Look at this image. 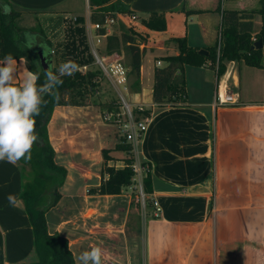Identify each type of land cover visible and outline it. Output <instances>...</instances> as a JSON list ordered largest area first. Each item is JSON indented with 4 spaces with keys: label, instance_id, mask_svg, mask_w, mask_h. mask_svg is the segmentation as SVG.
Segmentation results:
<instances>
[{
    "label": "crops",
    "instance_id": "obj_1",
    "mask_svg": "<svg viewBox=\"0 0 264 264\" xmlns=\"http://www.w3.org/2000/svg\"><path fill=\"white\" fill-rule=\"evenodd\" d=\"M8 1L25 18L37 21L52 44L55 38L58 46L66 40L75 17L84 18L92 42L94 35L96 44L103 43L91 28L89 0ZM116 1L132 16L117 15L114 33L129 36L128 45L135 46L132 57L139 54L141 70L140 89H131L129 77L125 90L134 108L142 105L150 113L137 145V159L150 168V207L139 200L136 185L120 195L98 193L109 178L103 151H110L108 167L125 166L126 154L115 150L123 138L120 121H112L114 115L106 111L101 117L108 114L105 122L119 131L107 128L94 116V104L56 107L47 129L56 162L66 169L67 177L58 203L45 214L49 233L67 241L76 264H81L79 254L93 246L102 248V264H225L224 246L241 240L255 241L264 251V69L228 62L219 78L210 64L187 66L185 97L175 105L159 106L155 90L166 77L164 58L179 53L172 39H186L189 46L201 50L213 46L221 24V14L216 12L219 0ZM260 1L223 0L222 8L251 11L260 7ZM182 5L187 12L205 13L177 12ZM152 14L164 15L165 30L143 24ZM131 31L137 36H131ZM258 31L255 17L254 34ZM108 34L113 31L108 29ZM97 56L106 62L119 61L128 73L131 69L125 53ZM63 62L58 56L52 66L58 69ZM17 63L14 83L19 84L27 66L24 60ZM220 86L234 96L236 105L215 107ZM23 183L18 162L0 161V264L36 260L33 228L20 198ZM8 194L17 196L16 207L9 205ZM155 202L161 209L158 217Z\"/></svg>",
    "mask_w": 264,
    "mask_h": 264
},
{
    "label": "trees",
    "instance_id": "obj_2",
    "mask_svg": "<svg viewBox=\"0 0 264 264\" xmlns=\"http://www.w3.org/2000/svg\"><path fill=\"white\" fill-rule=\"evenodd\" d=\"M89 4L91 8L90 22L92 25L100 26V29L96 30V35L103 37L98 55L113 56L125 53L131 68L128 73V77L132 79L131 89L139 90L141 76L139 54L137 53L133 58L131 52L135 46L128 45V35L119 36L116 33L109 35L107 27V22L115 20L117 15L132 16V12L123 3L116 0H89ZM2 5H8L11 12L5 14ZM222 5L223 0H219L216 12L221 14V24L218 27L216 43L205 48L208 56L200 55L201 49L189 46L186 39H172L177 45L179 53L177 56L164 58L168 64L166 77L163 82L158 83L155 90V102L159 106L175 105L185 97V67L187 66L203 67L210 64L209 67L216 71L219 78L224 75L228 62H238L250 68L264 69V50H252L255 42L262 40L264 44V0L260 1L258 9L251 11L224 10ZM176 11L184 12L187 15L205 13V11L187 12L184 5ZM256 16H260L262 25L259 32L254 34ZM24 21L23 13L15 11L8 0H0V59L10 53L16 60H24L29 71L41 73L37 82L39 85L44 82V69L39 52L43 53L47 63L52 66L55 51L52 42L39 23L30 27L24 25ZM143 24L155 31H163L166 28L165 18L162 14H152L148 20L143 21ZM66 32V40L58 46L57 55L64 62H76L80 66V70L72 76L62 78L63 85L58 89L61 96L59 103L53 102L50 96L44 97L49 103L47 107L42 108L41 115L35 117L38 143L33 144L30 161L24 159L18 161L24 180L20 198L24 203L34 232L36 260L28 264H76L67 241L58 234L51 235L49 233L45 218L46 212L58 203L61 197L59 190L67 177L66 169L56 162L55 151L50 143L47 127L56 107L89 105L90 98L99 93L103 72L101 69H93L96 59L88 45L84 18L71 19ZM131 36L137 35L131 31ZM32 37H35V43L30 48L26 47V43ZM220 41L221 47L218 50ZM52 70L56 72L57 68L53 67ZM120 106V101L112 99L107 103L106 111L109 114H114L120 109ZM149 114V111H145L144 117ZM137 115V120L143 116L138 112ZM115 150L126 154L125 166L123 169L108 167L107 163L111 160L110 151H103L106 165L104 171L109 175V178L102 183L98 191L101 195H120L125 189L134 185V173L131 168L134 163L132 145L125 143L122 138V142L116 146ZM143 166L148 167L146 163H143ZM148 169L149 172L142 180L147 208L150 207L149 196L153 193L150 168L148 167ZM2 247L3 237L0 232V250Z\"/></svg>",
    "mask_w": 264,
    "mask_h": 264
},
{
    "label": "clouds",
    "instance_id": "obj_3",
    "mask_svg": "<svg viewBox=\"0 0 264 264\" xmlns=\"http://www.w3.org/2000/svg\"><path fill=\"white\" fill-rule=\"evenodd\" d=\"M2 7L5 14L11 12L8 5ZM34 43L35 37H32L25 46L30 48ZM17 64L10 53L0 59V161L13 165L21 159L31 160V149L39 139L35 117L40 116L42 108L49 103L44 97L50 96L53 102L59 103L58 89L63 85L62 78L80 70L74 61L61 63L56 72L52 70L54 66H49L43 72L44 82L38 85L41 73L25 69L23 79L17 85L14 83L19 75ZM6 199L10 206H17L15 194H8ZM102 255V248L93 246L81 252L78 259L81 264H102Z\"/></svg>",
    "mask_w": 264,
    "mask_h": 264
},
{
    "label": "rangeland",
    "instance_id": "obj_4",
    "mask_svg": "<svg viewBox=\"0 0 264 264\" xmlns=\"http://www.w3.org/2000/svg\"><path fill=\"white\" fill-rule=\"evenodd\" d=\"M256 24H257V26H259V30H260L261 25H262L260 16H256ZM24 25L35 26V25H37V21H35L32 17H28V18H25ZM108 29L113 31V33H114V30L117 29V26H114L113 24H111V25H109ZM45 31L48 34V31H49L48 27H45ZM92 39H93V42L88 38V45H89L92 52H93V50L94 51L96 50V52L98 54V50L101 46H99L100 44H96V40L94 38V35H92ZM56 41L58 42V39L55 38V42L53 43V49L55 51V53H54V61L55 62H57V60H58V55H57L58 44L56 43ZM93 46L95 47V49L93 48ZM149 58H150V56L148 55L146 58L147 59L146 61H150ZM263 63H264V60H263ZM93 69H101V68L99 65L95 64L93 66ZM101 78H102L101 85H100L101 86V88H100L101 94L99 93V95H97L95 97H91L89 105H93V104L96 105L94 116L100 117L99 121L101 122V124L106 125L107 128L110 127L111 129H114L115 131H119L117 126L113 127L112 123L105 122L104 117L102 118L101 116H103V113L106 112V109H107L106 105L109 101H111L112 99H114L118 102L120 101V105H121L120 109L117 111V114H116V112H115V114H113L114 116H112V119H113L112 121L118 120V121H120V124L122 125L126 121V115H125V110L123 109L124 104H123L122 98L129 105L132 106L131 98L129 96V93L125 90L124 86H120L116 90L104 76H102ZM131 82H132V80L129 81V85ZM16 84H18V83H16ZM131 108H132L134 115L136 116L137 108H134L133 106ZM113 137H115V136H113ZM134 185H136V187H137L136 192L138 194L139 200L145 203V201L142 200L143 198L141 196L140 188L138 187L139 183L137 181H134ZM143 219H144V222H143ZM143 219L141 221V227L142 228L144 227V224L146 221V211H143ZM224 250L226 253L225 256H223L224 258H226L225 264H264V251L263 250L261 251L259 249V247H257L255 241L250 240V241H248V243L247 242L245 243V241H243V240L236 241L232 245L224 246Z\"/></svg>",
    "mask_w": 264,
    "mask_h": 264
},
{
    "label": "built area",
    "instance_id": "obj_5",
    "mask_svg": "<svg viewBox=\"0 0 264 264\" xmlns=\"http://www.w3.org/2000/svg\"><path fill=\"white\" fill-rule=\"evenodd\" d=\"M132 19H135L133 16ZM114 24V20H109L107 22V27L109 25ZM92 30L96 32V30L100 29L99 25H92ZM100 37L101 36H97ZM221 41L219 43L218 50H220ZM93 54L96 59V64L100 66L103 76L111 83V85L117 90L120 86L126 87L128 84V70L117 60L106 62L104 59H100L96 51L93 50ZM86 69V68H84ZM123 109L125 110L126 121L122 124V133H123V140L125 143L132 145V155L134 157V163L132 165V171L134 173V181L139 183V188L141 192V196L144 200L145 195L143 192V178L149 172L148 167H144L143 163H141L137 159V145L139 140L144 136L148 122L150 120V116H145L144 113L146 111L145 107L140 105L137 107V112L139 115H143L142 118L137 120V114L134 115L132 111V106L129 105L123 98ZM238 102L234 98V96L229 95L222 89L220 86L217 90L216 99H215V107H222L227 105H236ZM105 121H109V115H105ZM154 208L156 211V217L160 213L161 209L158 204L154 203Z\"/></svg>",
    "mask_w": 264,
    "mask_h": 264
},
{
    "label": "water",
    "instance_id": "obj_6",
    "mask_svg": "<svg viewBox=\"0 0 264 264\" xmlns=\"http://www.w3.org/2000/svg\"><path fill=\"white\" fill-rule=\"evenodd\" d=\"M263 47H264L263 41L259 40L254 43V45L252 46V50H262ZM199 54L203 56H208V52L206 50H201ZM39 57L41 59L42 67L45 71L50 65L47 63L46 58L44 57L42 52H39Z\"/></svg>",
    "mask_w": 264,
    "mask_h": 264
}]
</instances>
